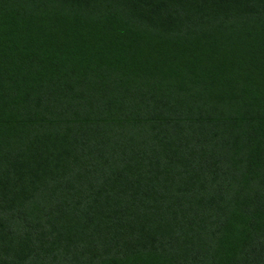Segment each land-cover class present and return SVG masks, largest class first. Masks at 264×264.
<instances>
[{"label": "trees", "instance_id": "obj_1", "mask_svg": "<svg viewBox=\"0 0 264 264\" xmlns=\"http://www.w3.org/2000/svg\"><path fill=\"white\" fill-rule=\"evenodd\" d=\"M0 264H264V0H0Z\"/></svg>", "mask_w": 264, "mask_h": 264}]
</instances>
